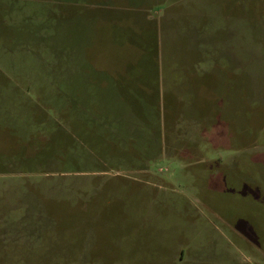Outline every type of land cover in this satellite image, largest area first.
Here are the masks:
<instances>
[{"label": "rangeland", "instance_id": "1", "mask_svg": "<svg viewBox=\"0 0 264 264\" xmlns=\"http://www.w3.org/2000/svg\"><path fill=\"white\" fill-rule=\"evenodd\" d=\"M171 2L0 0V264H264V0Z\"/></svg>", "mask_w": 264, "mask_h": 264}, {"label": "crops", "instance_id": "2", "mask_svg": "<svg viewBox=\"0 0 264 264\" xmlns=\"http://www.w3.org/2000/svg\"><path fill=\"white\" fill-rule=\"evenodd\" d=\"M167 1H169V0H167ZM171 1H172V2L170 3V5H171L172 3L175 2V0H171ZM181 1H182V4H178V5H182V6H184V0H181ZM178 2H180V1H177V3H178ZM197 2H198V1H197ZM177 3H175V4H177ZM170 5H169V6H170ZM217 28H218V27H217ZM217 28H215V29H217ZM222 28H223L224 30H228V29L230 30V29H233L234 27H233L232 24H230V25L227 26V27H220V28H218V29H222ZM234 29H235V28H234ZM190 38H191V37H190ZM219 55L222 56L223 54H222V53H219ZM230 55H231V54H230ZM225 56H227V54H225ZM227 57H228V56H227ZM221 59H223V58H221ZM225 59H228V58L225 57ZM229 59H230V58H229Z\"/></svg>", "mask_w": 264, "mask_h": 264}]
</instances>
